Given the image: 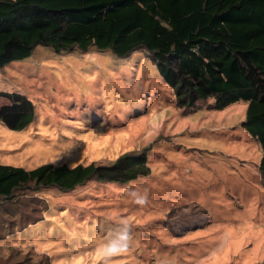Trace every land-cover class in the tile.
<instances>
[{"label":"rangeland","instance_id":"obj_1","mask_svg":"<svg viewBox=\"0 0 264 264\" xmlns=\"http://www.w3.org/2000/svg\"><path fill=\"white\" fill-rule=\"evenodd\" d=\"M0 92L26 95L37 115L24 131L0 122L1 164L111 165L146 151L151 167L128 185L43 189L39 211L22 191L14 219L0 215V264L264 262L262 148L243 127L247 104L181 108L147 54L96 49L38 47L0 68Z\"/></svg>","mask_w":264,"mask_h":264},{"label":"trees","instance_id":"obj_2","mask_svg":"<svg viewBox=\"0 0 264 264\" xmlns=\"http://www.w3.org/2000/svg\"><path fill=\"white\" fill-rule=\"evenodd\" d=\"M38 47L60 55L96 49L118 60L143 52L181 108L209 100L216 111L247 104L243 127L262 148L264 184V0H0V68L31 58ZM0 99L8 129L24 131L36 121L26 95L0 92ZM150 174L146 151L111 165L27 170L0 163V215L14 219L10 207L22 191L39 211L35 194L43 189L71 192L93 180L128 185Z\"/></svg>","mask_w":264,"mask_h":264},{"label":"clouds","instance_id":"obj_3","mask_svg":"<svg viewBox=\"0 0 264 264\" xmlns=\"http://www.w3.org/2000/svg\"><path fill=\"white\" fill-rule=\"evenodd\" d=\"M141 202H143V201H141ZM119 239H120L121 241H126V240L128 239L127 233L125 232V234H124V235H121V236L119 237Z\"/></svg>","mask_w":264,"mask_h":264}]
</instances>
